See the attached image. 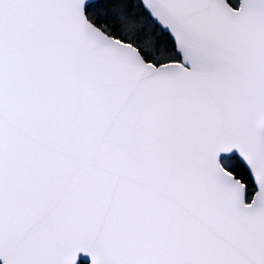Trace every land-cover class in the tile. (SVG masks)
Here are the masks:
<instances>
[{
	"label": "snow or ice",
	"instance_id": "6c2138e0",
	"mask_svg": "<svg viewBox=\"0 0 264 264\" xmlns=\"http://www.w3.org/2000/svg\"><path fill=\"white\" fill-rule=\"evenodd\" d=\"M0 264H264V0H0Z\"/></svg>",
	"mask_w": 264,
	"mask_h": 264
}]
</instances>
